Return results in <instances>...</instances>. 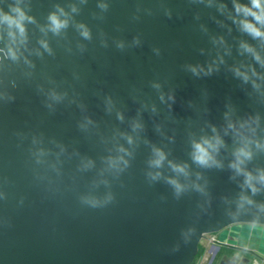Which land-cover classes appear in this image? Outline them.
Returning a JSON list of instances; mask_svg holds the SVG:
<instances>
[{
	"label": "water",
	"instance_id": "1",
	"mask_svg": "<svg viewBox=\"0 0 264 264\" xmlns=\"http://www.w3.org/2000/svg\"><path fill=\"white\" fill-rule=\"evenodd\" d=\"M243 225L264 0H0V264H194L215 234L210 264H249L223 244Z\"/></svg>",
	"mask_w": 264,
	"mask_h": 264
},
{
	"label": "crops",
	"instance_id": "2",
	"mask_svg": "<svg viewBox=\"0 0 264 264\" xmlns=\"http://www.w3.org/2000/svg\"><path fill=\"white\" fill-rule=\"evenodd\" d=\"M213 236L216 237L217 240L220 239L217 234ZM213 236H211L210 239H207L206 244L203 245V251L195 264H210L214 254L211 250L213 246L211 239ZM223 244L236 245L243 250L238 253L239 262L244 261L245 259H250L251 262L249 264H264V232H261V230H253L252 232L247 233L245 237H228ZM234 253V251L223 247L217 253L214 264H219V262L226 256L230 257Z\"/></svg>",
	"mask_w": 264,
	"mask_h": 264
},
{
	"label": "clouds",
	"instance_id": "3",
	"mask_svg": "<svg viewBox=\"0 0 264 264\" xmlns=\"http://www.w3.org/2000/svg\"><path fill=\"white\" fill-rule=\"evenodd\" d=\"M5 19H8L7 17H5ZM52 20H53V24L55 25V28L58 29L59 27L62 26L61 22L57 21L56 17L53 16L52 17ZM197 148V156L195 157L200 163H207V160H208V156H207V153L206 151L200 146V145H197L196 146ZM158 156H159V159L153 161V163L156 165V166H159L161 161L163 160V154L162 153H158ZM182 170V169H180ZM158 175V174H157ZM155 178V177H153ZM173 183H175V181H172ZM178 189H179V186H177Z\"/></svg>",
	"mask_w": 264,
	"mask_h": 264
},
{
	"label": "flooded vegetation",
	"instance_id": "4",
	"mask_svg": "<svg viewBox=\"0 0 264 264\" xmlns=\"http://www.w3.org/2000/svg\"><path fill=\"white\" fill-rule=\"evenodd\" d=\"M253 230L260 231L258 228H255V227L241 226L239 228H235L234 230H229L228 233H226L224 236L226 238L229 235L234 234V237L237 235H239V237H242V236L246 235L247 233L252 232ZM261 232H264V227H261ZM235 234H237V235H235ZM230 237H232V236H230Z\"/></svg>",
	"mask_w": 264,
	"mask_h": 264
},
{
	"label": "rangeland",
	"instance_id": "5",
	"mask_svg": "<svg viewBox=\"0 0 264 264\" xmlns=\"http://www.w3.org/2000/svg\"><path fill=\"white\" fill-rule=\"evenodd\" d=\"M243 226H245V227H255V228H258L259 230H261V227H259V226H251V225H243ZM210 238H211V235H208V236H206V237L202 240L201 245H200V252H199L198 257L201 255V253H202V251H203V245H205L207 239H210ZM198 257H197V259H198ZM197 259H196V261H197ZM196 261H195V263H196ZM195 263H194V264H195Z\"/></svg>",
	"mask_w": 264,
	"mask_h": 264
},
{
	"label": "built area",
	"instance_id": "6",
	"mask_svg": "<svg viewBox=\"0 0 264 264\" xmlns=\"http://www.w3.org/2000/svg\"><path fill=\"white\" fill-rule=\"evenodd\" d=\"M211 236H213V235H211ZM216 241H217V238L213 236V238L211 239V243L214 244V243H216Z\"/></svg>",
	"mask_w": 264,
	"mask_h": 264
}]
</instances>
